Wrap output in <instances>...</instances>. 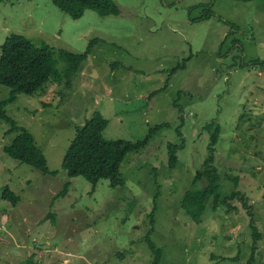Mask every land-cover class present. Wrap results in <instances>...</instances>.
<instances>
[{"label": "rangeland", "instance_id": "374dc122", "mask_svg": "<svg viewBox=\"0 0 264 264\" xmlns=\"http://www.w3.org/2000/svg\"><path fill=\"white\" fill-rule=\"evenodd\" d=\"M113 2L116 15L87 9L74 19L51 0H0V57L12 34L48 46L59 72L60 51H89L69 88L50 80L5 108L53 174L5 153L18 131L0 119V264H152L147 238L158 264H264V0ZM9 95L0 86V101ZM96 112L108 121L106 140L136 142L163 127L124 156L116 187L101 179L93 188L61 167L75 130ZM217 127L218 192L239 191L247 207L209 204L195 223L181 199ZM168 143H182L173 168ZM250 217L259 233L252 254Z\"/></svg>", "mask_w": 264, "mask_h": 264}, {"label": "trees", "instance_id": "16d2710c", "mask_svg": "<svg viewBox=\"0 0 264 264\" xmlns=\"http://www.w3.org/2000/svg\"><path fill=\"white\" fill-rule=\"evenodd\" d=\"M51 2L74 19L83 16L87 9L94 10L102 16L119 13V8L113 0H51ZM208 15L209 13L204 15L201 20L207 18ZM94 42L96 41H92L90 47ZM58 55L65 65L63 72L57 70V61L48 46H36L26 37L12 34L2 45L0 57V86L10 89L9 97L0 101V119L11 125L9 132L18 131V135L10 145L4 147V151L10 157L31 165L45 174L54 173L49 170L46 155L36 145L34 136L26 129L18 127L16 122L7 115L5 108L7 105L16 102L20 94L33 96L42 91L50 80L60 82L64 79L66 87L69 88L72 76L78 72L81 64L87 59L89 51L83 54L60 51ZM173 71H177V68ZM107 126L108 121L105 117L96 112L91 120L75 130V135L67 146L61 161V167L68 177L81 175L93 184V188L101 179H109L113 187L122 185L124 180L121 177L120 165L124 156L128 152L142 148L158 129L163 128L153 127L145 138L131 142L127 140H106L103 132ZM219 131L217 127L212 133L209 155L203 165L196 170L191 186L185 191L181 199V210L195 223L201 221V217L209 204L214 209H217L220 205H226L228 209H232L236 207L232 205V201L240 199L246 206L245 196L241 195L239 191L233 190L223 197L218 192L220 176L218 167L214 164V154L215 146L219 140ZM181 145L182 143L180 145L167 144L168 167L173 168L177 165L179 161L177 152ZM201 180L207 181L204 187H198ZM234 180L237 182V178H234ZM68 185L69 182H65L56 197L65 195ZM3 198L11 201L13 205H16L20 200V197L9 187H5ZM150 218V225L153 226L152 216ZM248 227L253 239L252 254L256 248L259 233L251 217L248 220ZM152 231L153 227H151L147 236ZM147 244L154 255L152 264H158L161 257L160 250L154 247L149 238H147ZM247 264H249V261Z\"/></svg>", "mask_w": 264, "mask_h": 264}]
</instances>
